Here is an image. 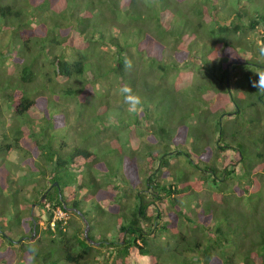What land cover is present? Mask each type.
<instances>
[{
  "label": "trees",
  "instance_id": "obj_1",
  "mask_svg": "<svg viewBox=\"0 0 264 264\" xmlns=\"http://www.w3.org/2000/svg\"><path fill=\"white\" fill-rule=\"evenodd\" d=\"M21 1L0 0V98L13 115L0 101V264H264V94L251 86L264 65V0ZM7 59L19 68L13 87ZM124 84L142 111L125 109ZM68 101L85 126L61 115ZM12 152L35 182L5 169ZM73 167L88 170L78 179ZM181 198L198 210L182 211ZM56 209L67 221L51 229ZM112 216L107 238L93 233Z\"/></svg>",
  "mask_w": 264,
  "mask_h": 264
},
{
  "label": "rangeland",
  "instance_id": "obj_2",
  "mask_svg": "<svg viewBox=\"0 0 264 264\" xmlns=\"http://www.w3.org/2000/svg\"><path fill=\"white\" fill-rule=\"evenodd\" d=\"M150 1H152V0H150ZM19 2H22L21 0H19ZM38 2V1H37ZM2 23H3V21H2ZM1 23V24H2ZM10 26H12L11 24H10ZM257 33V32H256ZM254 33L253 35V37H252V39H253V42L255 43V45H261V43H260V40H259V33ZM4 41V46H5V44L7 45V40H3ZM0 49H2L3 50V48H1L0 47ZM14 49H19L20 50V47H19V43H15L14 44ZM102 49V48H101ZM103 51H107V53H108V50L106 49H102ZM61 51H62V49H61V47L59 48H50L49 50H46V54L48 55V56H46L47 57V62H48V60H50L53 56H55V55H58V54H60L61 53ZM242 56H243V58L244 59H249L251 56H252V54L251 53H242L241 54ZM9 62H11V63H8V59L5 61V68L6 67H8V69H7V72L10 74V76H8L6 79L7 80H12V79H14L12 76H17L18 74H17V71L19 70V68H16V66L15 65H13L12 67L14 68L13 70H9V67H11V65H12V59L11 60H9ZM197 64H198V62H197ZM38 68H39V72L41 73V74H48L47 72H49V68L50 67H48V66H46V64L45 65H43V64H39L38 65ZM194 77L193 78H191L190 80H192V79H195L197 82L198 81H200V77L198 78V76L197 75H193ZM15 80V79H14ZM13 81V80H12ZM11 81V82H12ZM36 84H42V80L39 78V80L36 82ZM14 86V83L12 82V87ZM37 86V85H36ZM95 95V94H94ZM94 95L93 94H88L87 96H86V100H91V101H94L96 104H98V101L97 100H95V98H94ZM114 96H115V93L113 94L112 93V95L110 96V99H108L109 100V104L111 105V106H115L116 105V101H117V98L115 97L114 98ZM96 97V96H95ZM0 101H1V104H3L2 105V112H3V114H4V116L7 118V119H9V120H12L13 119V115L5 108V101L4 100H2L1 98H0ZM61 102H63V101H61ZM66 104H63V108H62V116L63 117H65V115H66V117L69 115V121H68V125L69 126H73L74 128H75V126H77L78 128H80L81 126H85V123H84V119L83 118H78V117H76V116H74V114H75V111L76 110H78V109H76L77 108V106L74 104V102H69L68 101V103L67 102H65ZM4 106V107H3ZM125 109H128V107L127 108H125ZM259 114L262 116L263 115V113H264V107H262V106H259ZM226 110L227 111H230V110H232V108L229 106V107H227L226 109H225V112H226ZM81 111H83V113L84 114H86L87 113V111L89 112L90 111V109H88V108H85V109H83V110H81ZM245 114H247V116L248 117H250V116H254V118L255 117H257V111H256V109H253V108H249L248 110H246L245 111ZM118 119V117H116V115H114V114H110V116H109V121H111V122H114L115 120H117ZM76 120V121H75ZM188 125H194L195 124V120H189L188 121V123H187ZM260 127L262 128V129H264V116L262 117V120L260 121ZM0 128H3V121H1L0 122ZM65 129V128H64ZM70 132L72 133V131L69 129V130H64V131H61V133L62 134H67V135H71L70 134ZM125 133L126 132H124L123 134H122V142H124V141H126V137H125ZM109 142H112L113 140H114V138L112 137V136H110L109 138ZM142 140L144 139H146L144 136L141 138ZM85 140H88V139H85ZM100 141H101V143L103 142V139L101 138L100 139ZM84 143H86V145L87 144H89L88 143V141L87 142H84ZM56 144V143H55ZM106 148H107V145H104L103 147H102V149L103 150H106ZM104 154V153H103ZM107 155H110V153H108V154H104V156H107ZM119 160H120V156H116V154L115 153H113V155H112V167H113V172L114 173H117V169L119 168ZM22 158H21V156L20 155H18V154H16V153H9V154H7V156H6V158H5V169L6 170H8L12 175H14V177L16 178V180H17V182H18V184L21 186V185H24V183H26V185H28V184H30V183H33V182H35V180H36V178H32L31 177V175L29 174V173H26V168H24L23 169V167H22ZM176 161L175 160H172V163H175ZM180 164H182V161H181V163ZM176 166L177 165H172L170 168H169V173H171V172H173L174 171V169L176 168ZM187 169V168H186ZM72 170L78 175V179H80V176L81 175H83L84 174V172H86L88 169L86 168V167H79V168H77V167H73L72 168ZM191 170H192V168H191ZM203 188H201V190H200V192L198 193L199 194V197H200V199L203 201H205V200H207L210 196V194L206 191V189H205V186H202ZM25 188V190L28 192L29 190V188H28V186H25L24 187ZM71 191H73V192H76V190L74 189V188H72V190ZM127 193H130V190H127L126 191ZM67 193H69V191H67ZM1 194H2V196H6L5 195V192H1ZM80 195H82V194H80ZM180 202H181V210L182 211H184V212H187V211H190V210H198L197 208H196V206H197V202H195L194 200H188V199H186V198H181L180 199ZM189 202V205L186 207V204ZM100 203H101V205H102V207H103V209L106 211L108 208H109V202H107L106 200H102V199H100ZM121 203L122 204H120V205H127V206H129V205H131V203H132V201H128L127 199H122L121 200ZM163 204L166 206V204L163 202ZM165 217H167V215L165 216ZM74 218V220H75V222H78V220H77V218L74 216L73 217ZM113 222V216L112 217H110V218H107V220L105 221V220H102L101 221V223H100V227H99V229H94V231H93V233H95V234H98L99 233V235L100 234H102L101 236H104V238H107L106 237V232L108 233V230L107 229H105V227L107 226V224L109 223V222ZM40 226L42 227V228H44V224H40ZM87 229H88V226L86 225V227H85V232H87ZM96 230V231H95ZM105 233V234H104ZM18 237V235L17 234H12L11 235V240L12 241H16V238ZM108 238H110V239H112V238H114L115 239V233H113V232H111V234L110 235H108ZM18 262H16L15 264H17ZM5 264V263H4Z\"/></svg>",
  "mask_w": 264,
  "mask_h": 264
},
{
  "label": "clouds",
  "instance_id": "obj_3",
  "mask_svg": "<svg viewBox=\"0 0 264 264\" xmlns=\"http://www.w3.org/2000/svg\"><path fill=\"white\" fill-rule=\"evenodd\" d=\"M260 53H261V55H264V48L260 49ZM125 66H126V68L130 69L132 66L131 61H126ZM254 74L257 77V79H255L254 81L251 82V86L253 88L257 89V93L264 94V67L257 68V70ZM119 92L123 96V102L128 106L127 110L130 113H137V112L143 110V100H142L141 96L134 93L132 88L129 85L124 84L122 87H120ZM57 210L58 209H56V211ZM65 216H66V214H65ZM66 221H67V216H66L65 222L62 221V223L65 224ZM10 242L11 243L17 242V244L19 243L18 241H12V240ZM13 244L17 245L15 243H13Z\"/></svg>",
  "mask_w": 264,
  "mask_h": 264
},
{
  "label": "built area",
  "instance_id": "obj_4",
  "mask_svg": "<svg viewBox=\"0 0 264 264\" xmlns=\"http://www.w3.org/2000/svg\"><path fill=\"white\" fill-rule=\"evenodd\" d=\"M47 207H48V205H47ZM65 220H66L65 214L58 209L53 214V217H52L51 221L49 222V226H50L51 229H53L54 226H55V221H63V222H65Z\"/></svg>",
  "mask_w": 264,
  "mask_h": 264
},
{
  "label": "water",
  "instance_id": "obj_5",
  "mask_svg": "<svg viewBox=\"0 0 264 264\" xmlns=\"http://www.w3.org/2000/svg\"><path fill=\"white\" fill-rule=\"evenodd\" d=\"M53 186H54V187H57L58 184H57V183H54ZM44 198H45V195L42 196V199H44ZM32 208H33V207H32ZM13 243L17 244V242H13Z\"/></svg>",
  "mask_w": 264,
  "mask_h": 264
},
{
  "label": "flooded vegetation",
  "instance_id": "obj_6",
  "mask_svg": "<svg viewBox=\"0 0 264 264\" xmlns=\"http://www.w3.org/2000/svg\"><path fill=\"white\" fill-rule=\"evenodd\" d=\"M260 67H264V65L263 66H260ZM7 240H9V238Z\"/></svg>",
  "mask_w": 264,
  "mask_h": 264
}]
</instances>
